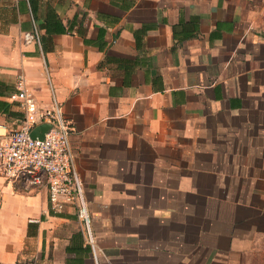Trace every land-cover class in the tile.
Returning a JSON list of instances; mask_svg holds the SVG:
<instances>
[{"label": "crops", "instance_id": "crops-1", "mask_svg": "<svg viewBox=\"0 0 264 264\" xmlns=\"http://www.w3.org/2000/svg\"><path fill=\"white\" fill-rule=\"evenodd\" d=\"M257 20L250 0H0V134L24 116L20 75L62 105L98 249L74 208L0 177V264L248 263L264 237Z\"/></svg>", "mask_w": 264, "mask_h": 264}, {"label": "built area", "instance_id": "built-area-1", "mask_svg": "<svg viewBox=\"0 0 264 264\" xmlns=\"http://www.w3.org/2000/svg\"><path fill=\"white\" fill-rule=\"evenodd\" d=\"M25 37L34 39L30 33ZM18 87L20 91L17 96L24 116L13 130L0 134V177L18 182L25 191L46 189L55 213H62L68 207L74 208L82 233L97 261L93 220L82 181L75 168L76 152L71 141L74 130L71 122L55 97L51 108L39 107L25 88L22 75L19 76ZM40 124H49L50 128L43 139L33 138L31 132Z\"/></svg>", "mask_w": 264, "mask_h": 264}, {"label": "rangeland", "instance_id": "rangeland-1", "mask_svg": "<svg viewBox=\"0 0 264 264\" xmlns=\"http://www.w3.org/2000/svg\"><path fill=\"white\" fill-rule=\"evenodd\" d=\"M258 19V27L264 32V0H250ZM246 264H264V237L259 242V248L256 254L250 257V261Z\"/></svg>", "mask_w": 264, "mask_h": 264}, {"label": "water", "instance_id": "water-1", "mask_svg": "<svg viewBox=\"0 0 264 264\" xmlns=\"http://www.w3.org/2000/svg\"><path fill=\"white\" fill-rule=\"evenodd\" d=\"M50 128V125L49 124H40V125H37L31 132V136L33 138H40V139H43L44 138V135L45 133L49 130Z\"/></svg>", "mask_w": 264, "mask_h": 264}]
</instances>
